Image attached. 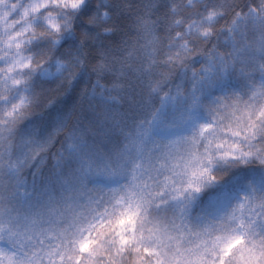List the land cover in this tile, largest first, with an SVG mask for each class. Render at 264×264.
I'll list each match as a JSON object with an SVG mask.
<instances>
[{
    "label": "clouds",
    "instance_id": "9594fccd",
    "mask_svg": "<svg viewBox=\"0 0 264 264\" xmlns=\"http://www.w3.org/2000/svg\"><path fill=\"white\" fill-rule=\"evenodd\" d=\"M0 264H264V0H0Z\"/></svg>",
    "mask_w": 264,
    "mask_h": 264
},
{
    "label": "snow or ice",
    "instance_id": "6c2138e0",
    "mask_svg": "<svg viewBox=\"0 0 264 264\" xmlns=\"http://www.w3.org/2000/svg\"><path fill=\"white\" fill-rule=\"evenodd\" d=\"M121 223H123V221H121ZM241 242L242 241H241L240 238L229 239V241L223 245L224 252L225 253L230 252V250L232 249V247L235 244H238V243H241ZM122 243L126 244L127 241L126 240H122ZM90 249H91V246L89 244H87V243L81 245V250L82 251H84V250L90 251ZM144 252H145L146 255H150L151 254V251L149 249H147V248L144 249Z\"/></svg>",
    "mask_w": 264,
    "mask_h": 264
},
{
    "label": "trees",
    "instance_id": "16d2710c",
    "mask_svg": "<svg viewBox=\"0 0 264 264\" xmlns=\"http://www.w3.org/2000/svg\"><path fill=\"white\" fill-rule=\"evenodd\" d=\"M90 11H91V8H86L85 9V13L90 12Z\"/></svg>",
    "mask_w": 264,
    "mask_h": 264
}]
</instances>
